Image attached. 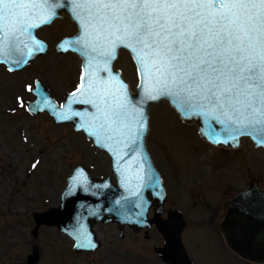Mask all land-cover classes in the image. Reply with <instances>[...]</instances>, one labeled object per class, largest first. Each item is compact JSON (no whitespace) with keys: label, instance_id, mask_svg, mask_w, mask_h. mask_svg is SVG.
Listing matches in <instances>:
<instances>
[{"label":"snow or ice","instance_id":"snow-or-ice-1","mask_svg":"<svg viewBox=\"0 0 264 264\" xmlns=\"http://www.w3.org/2000/svg\"><path fill=\"white\" fill-rule=\"evenodd\" d=\"M70 3L81 34L64 43L82 46L86 69H99L102 61V70L107 72L117 48L123 46L137 62L144 97L167 96L185 116L216 120L224 126L227 139L214 142L228 143L249 135L264 146V0ZM61 6V0H0V59L20 66L36 50L43 51L30 30L49 23ZM124 88L115 77L104 80L97 71H82L80 84L66 102L68 110L63 111L65 105H61L56 115L83 119L82 113L71 111V105L90 104L100 128L136 143L144 129L138 119L142 113L129 106ZM36 103L37 108L49 106L54 111L47 97ZM207 134L216 136L210 127ZM86 180L82 169L73 178L74 184ZM78 246L96 247L90 239Z\"/></svg>","mask_w":264,"mask_h":264},{"label":"rangeland","instance_id":"rangeland-1","mask_svg":"<svg viewBox=\"0 0 264 264\" xmlns=\"http://www.w3.org/2000/svg\"><path fill=\"white\" fill-rule=\"evenodd\" d=\"M73 30L75 26L63 18L52 31L44 32L59 37ZM115 67L121 70L134 90L138 75L130 54L120 51ZM80 71L81 59L76 54L50 51L35 57L19 70L9 71L0 64V264L25 261L34 246L40 254L35 264H162L152 248L153 243L161 241L154 229L148 238L143 236V231L135 233L128 228L120 236L115 225L100 224L96 232L103 240L102 247L78 254L73 253L72 240L54 227L40 226L37 238L31 235L32 211L57 204L66 177L75 164L82 163L95 177L113 176L108 155L97 150L83 133L74 131L70 124H54L44 112L32 115L26 108L32 98L28 89L34 86L36 78L42 80L60 104L79 84ZM149 126L147 146L161 158L166 153L177 152L176 148L195 152L192 148L198 147L203 148L199 151L202 164H216L210 158L216 154L231 158L225 169L218 171L225 172L223 182L234 184L229 189L225 187L221 191L220 175L207 172V178H213V183L206 185L203 192L200 184L207 178L199 183L197 174L191 173L187 166H182L186 169L185 174L178 181L172 174L169 176L174 187H169V191H176L180 198L175 196V200L190 210L192 229L187 232L186 240L216 241L207 227L197 226L200 216L205 215L202 212L206 211L205 191L215 195L221 191L220 197L217 196L220 200L230 194L228 191L246 187L249 180H258L264 187V149L242 137L240 148L209 150L196 124L184 122L166 101L151 105ZM172 155V162L182 164L175 154ZM155 159L159 167H163L157 156ZM226 252L215 246L211 257L198 256L196 264H250Z\"/></svg>","mask_w":264,"mask_h":264},{"label":"water","instance_id":"water-1","mask_svg":"<svg viewBox=\"0 0 264 264\" xmlns=\"http://www.w3.org/2000/svg\"><path fill=\"white\" fill-rule=\"evenodd\" d=\"M71 17L78 26L77 33L63 38L54 46V49L59 52H64L67 49L74 51L81 58V73L82 71H97L100 79L107 80L111 76L122 82L125 85L124 93L128 97L129 106L142 113L138 119L144 124V129L136 143H129L123 137L100 128L101 121L93 119L96 109L90 104L83 103L71 105V111L82 113L83 119L81 116L59 119L56 113L62 111L61 105H65L63 111L68 110L66 102L72 91L59 104L42 80L36 78L32 87L34 91H31L32 98L26 105L28 112L32 115L44 112L54 124H70L74 131L83 133L97 150L109 156L110 169L114 178L111 175L95 177L82 163L75 164L71 174L66 177V184L60 192L57 204L49 206L45 210L32 211L34 225L31 235L36 239L40 226L54 227L58 232L71 238L73 253L78 254L94 252L101 248V240L94 229L98 223L116 224L120 236H123L125 229L128 228L135 233L143 231L144 237H148L150 231L155 228L163 242L160 245H154L153 249L162 263L194 264L182 242L181 234L186 226L182 213L177 209L169 208L166 215H163L167 193L147 146L151 105L166 101L184 122L195 123L200 137L212 145L237 148L240 146V139L248 137L257 147L264 149V146L249 135H241L237 140L228 143L214 142V140L224 141L227 139L223 125L204 115L185 116L177 109L173 100L167 96H160L157 99L144 97L143 88L140 86L141 77L138 72V83L132 90L121 70L115 67L119 51L125 50L131 55L137 71L138 65L133 53L123 46L117 48L115 59L109 62L107 72L102 70V61H100L99 69H86V57L82 55V46L64 43L81 34L80 26L72 12ZM30 33L42 43L43 51L36 50L27 62L20 66L4 62L3 59H0V63L6 65L8 69L11 67L18 70L33 58L44 54L48 49V44L36 37L35 29H31ZM14 58V56L10 57L9 60ZM44 97H47L51 105L54 106V111H50L49 106L37 108V100H42ZM209 127L215 130V138L207 134ZM90 132L95 134L90 135ZM109 136L112 139H109ZM81 169L87 180L83 184L79 182L74 184L73 178ZM80 179L83 180V177ZM220 232L227 247L236 255L255 264L264 263V187L257 180L249 181L245 188L233 194L227 212L221 221ZM89 239L96 245L95 248L78 246L80 244L87 245ZM39 256V251L34 246L25 261L11 264H35Z\"/></svg>","mask_w":264,"mask_h":264},{"label":"flooded vegetation","instance_id":"flooded-vegetation-1","mask_svg":"<svg viewBox=\"0 0 264 264\" xmlns=\"http://www.w3.org/2000/svg\"><path fill=\"white\" fill-rule=\"evenodd\" d=\"M61 3H62V6L55 10L56 11V15L49 23L41 25L38 28H35L36 37L41 39L42 41H44L46 44H48L47 51H45V53L42 54V55H45L49 51L53 52L55 54H62V55L63 54H73V55H75V52L72 51L71 49H67L64 52H59V51L54 49V46L57 45L63 38L69 37L71 35H74L78 31V26H77L76 22L71 17V3H70V0H61ZM66 3H67V6H66ZM63 18L67 19L69 21V23L71 25H73V27L75 26V30L70 31L69 33H66V34H64L62 36H59V37H56V35L53 36L52 32L49 35H47L44 32V31H52V29L55 27L57 22L60 21ZM28 43L29 44L31 43L30 40L28 41ZM120 51H122V50H120ZM123 51H125V50H123ZM204 143H205V145H209L208 146L209 150H211V148L212 149L213 148H216V149L224 148V147H219V146L212 145V144L207 143V142H204ZM238 148H240V147H238ZM161 149H164V147H162ZM202 149L203 148H201V147H198L196 149L192 148V150H195V152H192V151L190 152V149L184 151V149L176 148V150H178L177 152H175V153H172V152L166 153L165 155H163L162 158L159 157L160 155L158 156L157 152H155V154H153L150 151V154H151V157H152V159L154 161V164H155L156 168L158 169V171H159V173H160V175L162 177L163 185H164V187L166 189V193H167V200H166V203L164 205L163 215H166L167 210L169 208L177 209V210H179L182 213V215H183V217H184V219L186 221V226L183 229L182 234H181L182 242H183V245H184V247L186 249V252H187L189 258L194 262V264H196V259H197L198 256L200 258H206V259L211 257V253L213 252V248L215 246H220L221 249L224 252L227 251L226 252L227 254L229 252L232 255L242 259L238 255H236L232 250H230L227 247V245L225 244V242L223 240V237L221 235V232H220V224H221V221L223 220V218H224V216H225V214L227 212V209H228V206H229V202H230L233 194L236 191H238L240 189H243L245 187L239 188V189H236V190H232V191H228V193H230V194H228L227 197H222L223 199L221 198L220 200H218V197H220V193L223 190V188L228 187V189H229L230 187L234 186V184H232V183L228 184L226 182H223L222 179L224 177V174H223L224 171L221 172L222 174L218 173V171L221 168L225 169V167L229 163V159L231 160V158H229L227 156L225 157L223 155H217L216 154V155L210 157V158H212V159H214L216 161V164L215 163H213V165H209L210 163L202 164L200 162L201 160H199L200 159L199 157L201 156V152H199V151L202 150ZM226 149H228V148H226ZM234 149H236V148H234ZM172 154H175V156L178 157L182 161V164H178V163L172 162V158L174 156ZM155 156H157L158 161L163 162V164H164L163 167H159V165L157 164V161L155 159ZM180 156H184V157H180ZM208 158L209 157H207V159ZM182 166L183 167L187 166L188 170L191 171V173L194 172L195 174H197L196 177H197V181L199 180V183L202 182L205 178H207L209 176V175H207V172L208 173H212V174L214 172V174L220 175V176H218L220 178L219 181H222V183H223V185L221 187V191L217 195L211 194L210 192L208 193V192L205 191V196H204L205 202L204 203H205L206 211L202 212L205 215L200 216V219H199L200 221L197 223V226L204 225L205 227H207L209 229L210 235L216 241H187L186 240L187 232L190 229H192L191 217L189 215L190 214V210L184 208L181 205V203H178L175 200V196L180 198V195L176 191H175L176 193L173 192V189L172 190L170 189L171 193L169 191V187L174 188L172 186V184L170 183V180H169L170 174H172L173 178L178 181L179 177L183 173L185 174V170L186 169L183 168ZM205 166H207V167H205ZM208 166H210V167H208ZM112 177L114 178V176H112ZM212 180H213V178H210V179L207 178L205 182L200 184L201 189H202L203 192H204V188L206 187V185L213 183ZM219 181L216 180L215 181L216 184H218ZM249 181H251V180H249ZM249 181L247 182V184L249 183ZM259 184L261 185L260 182H259ZM214 188H215V186L213 187V189ZM170 199H172L171 203H170ZM100 224H105V223L96 224L94 226L95 231H96V227L99 226ZM109 224H112V225L116 226V224H114V223H109ZM116 228H117V226H116ZM154 230L157 232L156 229H154ZM142 234H143V232H142ZM97 235H98V233H97ZM143 236H144V234H143ZM159 236H160V240H161L160 243H153L152 244V248H154V245H156V244H158V245L162 244V242H163L162 241V237H161L160 234H159ZM98 238H99V236H98ZM101 243H103V240H101ZM153 251H154V249H153ZM242 260L247 262V263H250V264H255V263L249 262V261L244 260V259H242ZM207 261H210V260H207ZM162 264H164V263H162Z\"/></svg>","mask_w":264,"mask_h":264}]
</instances>
